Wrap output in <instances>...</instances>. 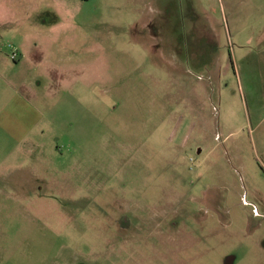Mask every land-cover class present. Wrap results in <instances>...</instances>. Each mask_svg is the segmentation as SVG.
<instances>
[{"label": "rangeland", "instance_id": "obj_1", "mask_svg": "<svg viewBox=\"0 0 264 264\" xmlns=\"http://www.w3.org/2000/svg\"><path fill=\"white\" fill-rule=\"evenodd\" d=\"M263 38L264 0H0V264H264Z\"/></svg>", "mask_w": 264, "mask_h": 264}, {"label": "crops", "instance_id": "obj_2", "mask_svg": "<svg viewBox=\"0 0 264 264\" xmlns=\"http://www.w3.org/2000/svg\"><path fill=\"white\" fill-rule=\"evenodd\" d=\"M256 46L260 47V51H256L251 58L254 59L256 79L259 81L260 89L248 90V101L245 103L248 106L250 123L258 131L257 140L264 152V38L260 39Z\"/></svg>", "mask_w": 264, "mask_h": 264}, {"label": "built area", "instance_id": "obj_3", "mask_svg": "<svg viewBox=\"0 0 264 264\" xmlns=\"http://www.w3.org/2000/svg\"><path fill=\"white\" fill-rule=\"evenodd\" d=\"M19 57H20V54H19V52H17V51H14V53L12 54V59L13 60H18L19 59Z\"/></svg>", "mask_w": 264, "mask_h": 264}]
</instances>
